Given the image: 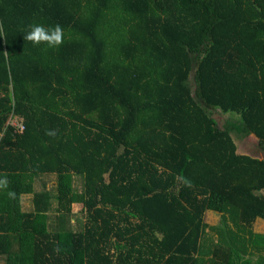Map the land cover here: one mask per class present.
Masks as SVG:
<instances>
[{"label": "trees", "instance_id": "16d2710c", "mask_svg": "<svg viewBox=\"0 0 264 264\" xmlns=\"http://www.w3.org/2000/svg\"><path fill=\"white\" fill-rule=\"evenodd\" d=\"M0 176V264H264V0H0Z\"/></svg>", "mask_w": 264, "mask_h": 264}, {"label": "rangeland", "instance_id": "374dc122", "mask_svg": "<svg viewBox=\"0 0 264 264\" xmlns=\"http://www.w3.org/2000/svg\"><path fill=\"white\" fill-rule=\"evenodd\" d=\"M231 114V113H230ZM219 124L222 126L226 123V121L229 119V115H222V114H218L216 115ZM12 122H15L14 119L12 120ZM234 138L236 140L238 149L240 153H256V151L258 152V146H260L261 144L257 143L256 140L255 142L257 143H253L252 140L247 139L245 136L243 135H238V134H234ZM254 140V139H253ZM54 178H46L47 184L49 187H52L54 185ZM76 185L78 188L81 187L82 183L80 180H77ZM37 188L38 189H42L40 182H37ZM30 201L31 199L29 197H23V205L25 209H28L29 205H30ZM75 211H79L80 210V206L75 205L74 206ZM205 222L209 225L208 231L209 233L212 234V232H210V227H218L222 225L223 222V216L221 213H217V212H213V211H208L205 215ZM230 227L234 228V225L232 222L228 221ZM252 231L255 233H260V234H264V220L262 219H258L256 220V222L253 224L252 226ZM213 236L214 239L217 240L218 236L217 234H215L213 232ZM201 263L200 264H210L209 260H210V256H206V257H200Z\"/></svg>", "mask_w": 264, "mask_h": 264}, {"label": "clouds", "instance_id": "9594fccd", "mask_svg": "<svg viewBox=\"0 0 264 264\" xmlns=\"http://www.w3.org/2000/svg\"><path fill=\"white\" fill-rule=\"evenodd\" d=\"M30 30L23 37L24 40L31 42L35 46L41 44L46 45L48 48H58L62 45L64 39L63 28L59 24L51 28H46L43 25H30ZM49 136H55L56 132L49 130L46 132ZM9 181L6 176H0V190H8ZM10 198H15L16 193L13 191L7 192Z\"/></svg>", "mask_w": 264, "mask_h": 264}, {"label": "built area", "instance_id": "2783aa9c", "mask_svg": "<svg viewBox=\"0 0 264 264\" xmlns=\"http://www.w3.org/2000/svg\"><path fill=\"white\" fill-rule=\"evenodd\" d=\"M14 121L15 122H12L13 125L16 126L19 129V131H23L24 125H23L22 121L21 122L20 121L18 122L17 120H14Z\"/></svg>", "mask_w": 264, "mask_h": 264}]
</instances>
